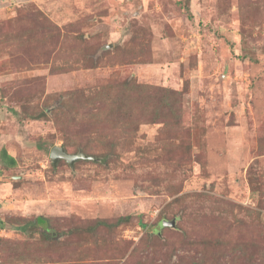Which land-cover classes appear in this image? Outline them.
<instances>
[{"label":"rangeland","instance_id":"1","mask_svg":"<svg viewBox=\"0 0 264 264\" xmlns=\"http://www.w3.org/2000/svg\"><path fill=\"white\" fill-rule=\"evenodd\" d=\"M124 81L177 128L111 129ZM1 147L0 264H264V0H0Z\"/></svg>","mask_w":264,"mask_h":264},{"label":"trees","instance_id":"2","mask_svg":"<svg viewBox=\"0 0 264 264\" xmlns=\"http://www.w3.org/2000/svg\"><path fill=\"white\" fill-rule=\"evenodd\" d=\"M86 65V64H85ZM146 88L145 85L142 84H135L131 81H124L118 84V88L116 89V93L112 96H106V101L103 102L105 104L108 103L107 109V116L111 123H109V127L112 129L116 125H120L123 133H133L134 128L133 125L136 124L134 120L135 117L149 115V121H155L156 119H163L167 124H169L172 128H177L175 125H171L169 123V118L173 117V120L178 118L179 113V106L177 105L178 99L177 97L180 95L179 91L170 90L167 88L162 89V91L158 95V100H151L146 99L137 109L136 112L130 110V103H134V101H142V95L144 89ZM100 92L97 93V95ZM67 96L73 99H84L89 101H93L94 98L91 93L84 94L78 92H72L67 94ZM151 100V102H149ZM131 113H135V116ZM149 113V114H147ZM39 114V113H38ZM37 114V115H38ZM40 117H46V112L41 111ZM38 117V116H36ZM155 119V120H154ZM105 133V132H102ZM84 151L85 147H78ZM102 160L105 161L106 154H102ZM0 158L3 159L7 166L14 167L16 165L15 158L11 155L7 154L4 149L0 150ZM128 216H121L118 217L115 221L110 222L104 219L95 220L92 224L86 226H79V227H72L66 231L67 234H80V235H89V236H97L99 229H105L107 231L112 230L116 226L120 225L122 222L126 221ZM163 221V220H162ZM47 219L41 215L36 216L32 223L36 225H45L47 223ZM160 229V226H158Z\"/></svg>","mask_w":264,"mask_h":264},{"label":"water","instance_id":"3","mask_svg":"<svg viewBox=\"0 0 264 264\" xmlns=\"http://www.w3.org/2000/svg\"><path fill=\"white\" fill-rule=\"evenodd\" d=\"M49 157L53 165L56 164V162L59 159H64L70 166L73 165V163L79 159H87V160H95L96 158L92 155L85 154L83 151L78 150L75 153H70L65 150L64 147L59 145H54L49 151ZM169 226L174 228L175 227V220H163L160 222L159 226ZM159 230V228H158ZM156 230V231H158Z\"/></svg>","mask_w":264,"mask_h":264},{"label":"crops","instance_id":"4","mask_svg":"<svg viewBox=\"0 0 264 264\" xmlns=\"http://www.w3.org/2000/svg\"><path fill=\"white\" fill-rule=\"evenodd\" d=\"M1 149H4V150L6 151V153L9 154V152H8L4 147H1L0 150H1ZM9 155H10V154H9ZM11 156H12V155H11ZM12 157H13V156H12ZM13 158H14V157H13Z\"/></svg>","mask_w":264,"mask_h":264}]
</instances>
